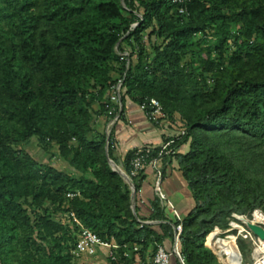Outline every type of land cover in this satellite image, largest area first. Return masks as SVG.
<instances>
[{
    "label": "trees",
    "instance_id": "1",
    "mask_svg": "<svg viewBox=\"0 0 264 264\" xmlns=\"http://www.w3.org/2000/svg\"><path fill=\"white\" fill-rule=\"evenodd\" d=\"M180 7L171 0H0V264H75L79 226L67 216L54 220L47 203L115 243L109 264H138L157 245L181 264L173 253L179 220L157 196L142 212L141 181L131 176L135 151L115 158L113 132L94 127V117L109 122L107 104L122 78L121 119L129 101L141 107L154 98L170 124L186 130L161 159L179 160L195 204L178 240L185 264H220L206 238L231 214L264 205L261 181L213 142L238 136L264 146V0H185V14ZM147 31L150 45L152 37L160 41L151 60ZM207 42L213 52L205 58L197 48ZM188 56L199 64L187 72ZM207 73L214 84L205 94H182ZM34 137L44 149L56 145L73 173L25 150ZM187 144V153L176 154ZM109 159L132 177L134 210L133 189Z\"/></svg>",
    "mask_w": 264,
    "mask_h": 264
},
{
    "label": "rangeland",
    "instance_id": "2",
    "mask_svg": "<svg viewBox=\"0 0 264 264\" xmlns=\"http://www.w3.org/2000/svg\"><path fill=\"white\" fill-rule=\"evenodd\" d=\"M136 25V24H135ZM150 31H147L144 33L143 43L145 44V49H147V54L150 56V60L153 58V49L151 48V45H158L160 41L156 40L155 37L151 38V45L148 43V33ZM212 41V40H211ZM123 48L125 51L124 54H122L120 51L119 53L122 54L123 57H127V68L130 65V62L132 61L129 58V54L131 52L130 46L127 45L125 42L123 45ZM212 47L207 42L201 47L197 48V51L201 52L205 58H208L209 54L213 51H210ZM235 48H230L227 52L228 55L232 54L234 52ZM145 58V57H144ZM215 58H213L214 60ZM133 60H136V55L134 56ZM146 62V59L144 60ZM198 61H194V63H191V56L186 57L182 61V66H185L187 68V72L189 71V67L191 66H198ZM214 84V80L212 78L211 73L204 74L203 76L198 75L196 77V80L193 84H189L184 89L185 92H182L184 96H186L188 99L195 96V94L198 93H206V87H212ZM182 95V96H183ZM109 94L106 98L108 99ZM159 102V101H158ZM160 103V102H159ZM163 108V105L160 104ZM94 127L96 129L105 130L107 133V125L108 121L105 117H94ZM153 124H158V127L162 130V134H164L163 141L161 142V145L163 142L170 138L172 141L171 146H175V142L177 143L178 140L183 138L186 135L185 129H180L178 125H171L170 122L167 120V118L162 116V119L158 120V122H153ZM104 126V127H103ZM214 144L225 151L227 155L235 162V164L244 170L247 174H253L259 181H261V184L264 188V146L260 145L259 143L253 144L250 141H246L238 136H231L230 138H227L224 141L214 140ZM171 147V148H172ZM189 144L184 145L176 150V154H185L187 153ZM146 147H142L139 149H144ZM154 148V147H153ZM139 149H134V153L136 154V151ZM25 150H27L33 157H35L39 162L42 164L50 165L52 164L56 168L60 170H65L69 173H73V169L70 167V165L58 155V148L56 145H53L49 149H44L38 142V139L34 137L31 142L26 145ZM125 157V156H124ZM167 165H170L173 174L176 176H182V169L180 167L179 160H177L176 157H172V159H169L167 161H160L158 164V168L162 172V181L164 179V169L167 167ZM152 170L154 175V184H153V190L156 195V184L158 179V174L154 167L148 162L145 165V168L135 177L141 181V183L146 179V170ZM124 170V169H123ZM125 172V171H124ZM183 178V177H182ZM181 179V177H180ZM166 181V180H165ZM165 181L160 183L161 190L165 194ZM127 183V182H126ZM127 185L131 187L128 183ZM176 187V185H174ZM134 187V182H133ZM133 187H131L133 189ZM141 187V186H140ZM135 190V189H133ZM140 192V191H139ZM46 207L49 208V210L52 212V218L59 222H64V219L66 217L64 208H57L52 206L50 203L46 204ZM170 209V208H168ZM257 211L264 215V205L261 207H257L251 212H247L244 214L235 213L231 214L229 218L227 219V227L223 228L221 226H216L214 228V231H217L215 234H213L211 240H208L206 238V243L208 248L214 252V254L217 256L218 261L220 264H223L219 258V247L226 246L232 251L234 257L236 260H238V264H255L256 261L264 258L263 252L261 253L259 249L256 250V247L253 244V241L249 239L247 236V232L250 231L249 225H258L255 222L253 213ZM170 214L173 217L172 210L170 209ZM256 220L261 221L258 216H261L260 214H256ZM264 217V216H263ZM213 243V247L212 244ZM261 244L264 246V241H261ZM261 253V254H260ZM76 260V259H75ZM109 260V259H108ZM76 262V261H75ZM76 264V263H75ZM87 264V263H86ZM234 264V263H233ZM264 264V262H263Z\"/></svg>",
    "mask_w": 264,
    "mask_h": 264
},
{
    "label": "built area",
    "instance_id": "3",
    "mask_svg": "<svg viewBox=\"0 0 264 264\" xmlns=\"http://www.w3.org/2000/svg\"><path fill=\"white\" fill-rule=\"evenodd\" d=\"M171 1L174 4L181 6L179 8L180 13H184V14L186 13L187 9L185 7V0H171ZM136 26L137 24L133 25V28H135ZM123 83H124V78L119 79L117 81V83L115 84L110 94V99L107 104L108 114L110 116L109 118L110 120L107 125L108 137L112 134L117 123H119L122 120L121 115L123 112V104H122ZM141 107L144 111L145 118H147L150 122H158V120L162 119L163 108L156 99L154 98L146 99V101ZM171 143L172 141L170 140L166 142L165 144H163L162 152L157 157H152V152H151L152 147H146L144 149H139L138 151H136V154L131 161V165H132L131 176L138 175L145 168V165L148 162L156 170L158 174V179L156 180L157 181L156 196L160 199L162 206L164 205V207L167 206L168 208H170L172 210L174 218L179 220L180 222V224L174 225L173 249H176L178 251V255H177L179 257L178 259L181 260L183 264H185L178 250V240H179V235L182 232L181 223L183 219L180 217V214L175 209L173 203L164 195V193L161 190V186H160V183L162 182V172L158 168V164L160 163L161 159L164 157V154L169 153V147L171 146ZM74 196H75L74 193L68 194L69 198H73ZM66 216L73 226L74 225L79 226V229L75 231L76 232V245H75L74 250L72 251V254L75 259L82 257V256H87V257L95 256L97 252L100 251L101 247L108 248V253H107L108 258H111L113 260L116 259V256L113 253V250L117 248L115 243L103 241L100 237H98V235L94 231L81 226V224L79 223V221L77 220V218L74 216L72 212H69ZM167 222H163V223H167ZM158 223H161V222L150 221V220L142 221V224H158ZM256 224H258L264 229V225L262 224V222H256ZM246 237H249V239L253 241V244L256 247V250L259 249L261 253L264 251V246L263 244H261V239L258 236H256L251 229L249 232H247ZM137 250H138V247L135 246L133 249V252ZM262 255H264V252ZM125 256L131 257L130 252H126ZM138 264H171V255L165 251L162 245H157L155 251L151 253V255L147 258V260L145 261L139 260Z\"/></svg>",
    "mask_w": 264,
    "mask_h": 264
},
{
    "label": "crops",
    "instance_id": "4",
    "mask_svg": "<svg viewBox=\"0 0 264 264\" xmlns=\"http://www.w3.org/2000/svg\"><path fill=\"white\" fill-rule=\"evenodd\" d=\"M104 127V126H103ZM99 130H101L99 128ZM157 124H153L145 118L142 107L129 101L122 120L117 123L113 130V140L115 142L114 157L123 161L124 156L129 151L142 147H159L163 141L164 134ZM165 196L173 203L175 209L183 218L194 208L192 192L182 176L173 174L170 165L164 169ZM146 179L141 183L140 197L142 212H146L150 202L155 198L153 190V171L146 170ZM181 177V179H180ZM162 181V182H163ZM176 185V187L174 186ZM164 206V205H163ZM166 213L171 215L170 209L166 208ZM108 248L101 247L95 256H82L76 258V264H109L107 257ZM139 259V258H138ZM172 264H175L174 262Z\"/></svg>",
    "mask_w": 264,
    "mask_h": 264
},
{
    "label": "water",
    "instance_id": "5",
    "mask_svg": "<svg viewBox=\"0 0 264 264\" xmlns=\"http://www.w3.org/2000/svg\"><path fill=\"white\" fill-rule=\"evenodd\" d=\"M123 1V0H122ZM110 165L112 167V169L117 172L118 174L121 175V177L131 186L133 187V180L131 177H129L128 174H126V172H124V170L116 163L114 162L112 159H109ZM134 189V187H133ZM132 200H133V204H132V208L133 210L135 209V204H136V191L133 190V195H132ZM250 229L254 232V234L256 236H258L261 240H264V229L259 226V225H250ZM173 253L177 256L178 255V251L176 249H173ZM178 257V256H177ZM179 258V257H178ZM181 262V260H180ZM181 264H183V262H181Z\"/></svg>",
    "mask_w": 264,
    "mask_h": 264
},
{
    "label": "bare ground",
    "instance_id": "6",
    "mask_svg": "<svg viewBox=\"0 0 264 264\" xmlns=\"http://www.w3.org/2000/svg\"><path fill=\"white\" fill-rule=\"evenodd\" d=\"M257 213L260 214L259 212H255L253 215L255 220H256L255 215ZM260 215L261 216H258V218H260L261 221L256 220L255 222H262V224L264 225V217H263L264 215L263 216H262V214H260ZM261 241H264V240H261ZM212 247H213V243H212ZM218 254H219V258L223 264H233V263L238 264V260H236L232 251H230V249L228 247H226V246L219 247ZM263 262H264V258L258 260L256 264H263Z\"/></svg>",
    "mask_w": 264,
    "mask_h": 264
}]
</instances>
